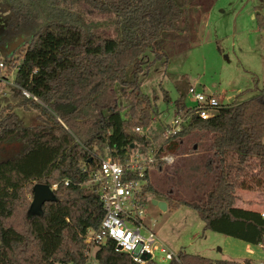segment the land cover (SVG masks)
<instances>
[{"label":"trees","instance_id":"obj_1","mask_svg":"<svg viewBox=\"0 0 264 264\" xmlns=\"http://www.w3.org/2000/svg\"><path fill=\"white\" fill-rule=\"evenodd\" d=\"M9 3L6 31L22 35L26 48L19 59L10 56L4 63L15 68L14 83L37 99L25 97L18 89L22 97L18 105L38 109L44 122L22 126L16 114L5 112L8 107L0 111V144L16 139L25 145L21 153L0 160V264H85L84 236L103 216L98 196L84 186L90 170L96 169L103 146L108 155L119 157L149 144L136 128L148 127L158 114L140 87L141 56L150 49L155 59L164 58L166 63L185 46L190 7L206 13L214 0ZM81 3L109 15L115 35L98 32L100 23L86 21ZM255 18L264 26V17ZM165 100L169 101L167 95ZM174 106L177 112L185 110L184 93L180 92ZM193 131L213 134L211 150L218 173L203 200L181 202L197 212L203 231L264 243L260 212L235 206L237 189L264 190V91L227 103L207 120L192 118L166 142V151L176 152ZM35 184L57 186L52 190L54 199L43 203L41 213L28 216ZM145 191L154 190L147 184ZM94 257L99 264H138L110 243L99 246ZM166 264L252 262L211 259L180 250L178 260Z\"/></svg>","mask_w":264,"mask_h":264},{"label":"rangeland","instance_id":"obj_2","mask_svg":"<svg viewBox=\"0 0 264 264\" xmlns=\"http://www.w3.org/2000/svg\"><path fill=\"white\" fill-rule=\"evenodd\" d=\"M79 8L86 21L100 23L98 32L115 35L109 15L98 13L85 3L79 4ZM189 11L191 19L183 49L173 52L166 63L164 58L155 59L150 49L141 56L140 87L158 112L140 133L148 137L151 146L160 142L163 127L173 119L174 101L180 92L184 93L185 105H193L187 94L191 85L198 91L213 93L221 104L241 102L264 91V26L255 18L264 17V0H214L205 15L196 7ZM9 19V0H0V43L14 46L10 55L0 49L3 61L10 56L19 59L26 48L22 35L6 31ZM14 75L15 68L9 69L6 63L5 68H0V111L8 107L5 112L16 114L22 126L42 124L38 109L18 105L22 97L11 85ZM120 102L124 105L126 99L122 97ZM212 138L213 134L207 131H193L173 152L171 164L150 166L148 184L154 191L146 194L143 222L174 252L182 250L211 259H250L253 264H264L262 243L251 244L219 232L203 231L204 223L197 212L181 202L203 200L214 183L218 167L211 150ZM24 148V143L16 139L3 142L0 160L14 157ZM102 151V155L106 154L107 148L103 146ZM152 200L165 202L166 210ZM170 202L181 203L172 206ZM241 203L264 204V190L237 189L235 205ZM85 243V264H99L94 257L98 247Z\"/></svg>","mask_w":264,"mask_h":264},{"label":"built area","instance_id":"obj_3","mask_svg":"<svg viewBox=\"0 0 264 264\" xmlns=\"http://www.w3.org/2000/svg\"><path fill=\"white\" fill-rule=\"evenodd\" d=\"M0 68H5L2 58ZM11 85L21 90L25 97L37 100L14 82ZM187 94L193 105H185L184 111H175L173 119L163 128L162 139L156 145L133 148L119 157L107 153L97 157L96 169L90 170L87 182L102 204L103 216L96 228L88 229L84 236L87 243L96 247L110 243L116 252L128 254L138 264L150 260L166 264L178 260V252L169 248L143 222V206L147 194L145 187L149 183L150 166L171 164L175 154L166 151V142L187 127L192 118L207 120L226 105L221 104L213 93L198 91L192 85L188 87ZM136 131L142 133L140 128H136ZM64 184L67 185L68 181L65 180ZM56 186L53 184L50 189ZM260 215L264 218V212H260Z\"/></svg>","mask_w":264,"mask_h":264},{"label":"water","instance_id":"obj_4","mask_svg":"<svg viewBox=\"0 0 264 264\" xmlns=\"http://www.w3.org/2000/svg\"><path fill=\"white\" fill-rule=\"evenodd\" d=\"M6 44H1L0 43V49L3 50L6 54L11 53L13 48L8 50ZM14 47V46H13ZM196 146H194L195 148ZM54 199V194L53 191L50 189V187L46 184H35L33 186V195H32V201L30 204V208L28 211V216L31 214H40L41 213V207L44 202L51 201ZM152 203L154 205H157L159 208L162 210H166V203L157 201V200H152Z\"/></svg>","mask_w":264,"mask_h":264},{"label":"crops","instance_id":"obj_5","mask_svg":"<svg viewBox=\"0 0 264 264\" xmlns=\"http://www.w3.org/2000/svg\"><path fill=\"white\" fill-rule=\"evenodd\" d=\"M207 13V12H206ZM205 15V13H202ZM13 47V46H12ZM11 47V48H12ZM10 50V47H8ZM264 143V142H263ZM242 201V200H241ZM238 208L245 209V210H251V211H257V212H264V204H238L235 205ZM243 241V240H242ZM232 260V259H231ZM239 261V260H237ZM253 264V263H252Z\"/></svg>","mask_w":264,"mask_h":264},{"label":"flooded vegetation","instance_id":"obj_6","mask_svg":"<svg viewBox=\"0 0 264 264\" xmlns=\"http://www.w3.org/2000/svg\"><path fill=\"white\" fill-rule=\"evenodd\" d=\"M10 47H12V46H10Z\"/></svg>","mask_w":264,"mask_h":264}]
</instances>
